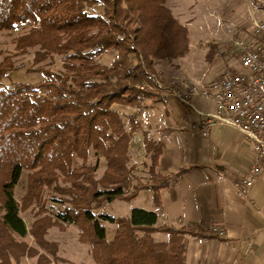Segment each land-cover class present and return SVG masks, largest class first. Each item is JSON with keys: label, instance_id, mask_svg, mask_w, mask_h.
I'll return each mask as SVG.
<instances>
[{"label": "trees", "instance_id": "16d2710c", "mask_svg": "<svg viewBox=\"0 0 264 264\" xmlns=\"http://www.w3.org/2000/svg\"><path fill=\"white\" fill-rule=\"evenodd\" d=\"M164 2L0 0V33L30 27L14 40L16 53L35 50V66L62 59L59 73L37 69L44 82L9 89L2 81L15 71L14 62H0V264L34 258L24 243L28 236L40 245L43 264L51 263L48 257L58 260L56 246L43 239L47 227H75L94 264H185L186 237L203 236L196 225L157 226L156 213L141 209L121 218L94 215L104 204L131 203L141 191L151 192L160 209V192L171 184L158 172L161 146L147 134L142 137L147 178L136 177L129 151L141 127L131 116L126 129L115 109L160 103L147 89L155 86V62L189 52L187 29ZM110 53L116 57L105 67L99 60ZM101 162L105 169L97 179ZM23 175V195L16 200ZM47 193L62 207L54 221ZM26 212L34 213L29 230L20 218ZM104 223L115 226L111 239ZM155 234L166 239L155 241Z\"/></svg>", "mask_w": 264, "mask_h": 264}, {"label": "crops", "instance_id": "0c3cea01", "mask_svg": "<svg viewBox=\"0 0 264 264\" xmlns=\"http://www.w3.org/2000/svg\"><path fill=\"white\" fill-rule=\"evenodd\" d=\"M249 28L238 29V32L245 34ZM206 42L212 46L218 44L215 40ZM205 52L210 54V48ZM217 58L208 56L213 78L226 61ZM194 68L195 65L191 70ZM200 68L204 71L205 67L196 66V70ZM185 74L188 80L198 81L193 74L187 71ZM147 102L142 109H131L142 112L141 116L132 113L128 116L136 117L141 127L132 142H140L144 151L142 137L147 134L161 146L158 172L170 177L171 184L160 192V209L153 205L151 192V198H145L147 208L140 205L130 209L156 213L157 226H199L203 236L186 237L185 264H264V172L247 198H238L235 189L252 163L250 143L237 130L218 125L210 127L204 138L191 134L187 128L199 118L190 110L176 103L164 106ZM158 108L161 113L156 114ZM196 110L212 113L207 108ZM131 147L132 143L130 151ZM147 159L146 156L145 161ZM213 228L221 229L224 237L212 234ZM163 236L155 234L153 237L164 241L166 237Z\"/></svg>", "mask_w": 264, "mask_h": 264}, {"label": "rangeland", "instance_id": "374dc122", "mask_svg": "<svg viewBox=\"0 0 264 264\" xmlns=\"http://www.w3.org/2000/svg\"><path fill=\"white\" fill-rule=\"evenodd\" d=\"M164 6L171 12L175 20L187 29L189 35L188 39H190L191 43H189V52L183 57V61L175 62L176 60H162L155 62L154 76H157V79L162 84L173 80H183L186 83H205L212 79V65L208 61V56L212 59L218 56L214 47L207 44L206 41L208 39L210 41L215 40L216 43L224 46L237 36L239 33L238 29L243 30L249 28L253 21L264 22V0H165ZM96 13L99 14V11L97 10ZM29 30V26H24L12 33H0V62L4 58H11L15 67V71L8 74L2 81L4 88L9 89L19 84L37 85L44 82L45 78L43 74L36 72L37 69L53 73L62 71L61 58L54 57L52 61H47L39 66H35L33 64L35 50H30L26 54H18L14 51V40L28 33ZM206 48H210V54L205 52ZM115 57L116 54L110 53L100 59L99 62L103 66L109 67ZM193 65H195V68L191 70ZM197 65L198 67H205L204 71L201 68L200 71L196 70ZM186 71L187 73L193 74L198 81L192 82L188 80L185 74ZM154 87H152V89H147L148 91L156 93ZM147 103L149 105L153 104L151 101ZM191 103L198 109L207 108V110L214 111L210 101L192 99ZM202 103H204V106L200 105ZM115 109L123 116L126 127L128 126L127 117L131 115V113L139 116L142 114V112L138 113L137 111H132L130 108L120 109L115 107ZM157 113H161L159 108L158 111H156V114ZM146 114L151 115L152 113ZM185 124L188 125L186 122ZM144 153L145 151L141 148L140 142L138 143L136 140L132 142L131 151L129 153L130 165L132 164L136 167V177L143 180L147 178L149 165V160L147 159V161H145L146 155L144 156ZM90 162L94 163V160L90 159ZM78 165V161H75L73 164L74 167ZM104 169V164L101 162L96 173L97 179L102 176ZM23 181L24 175L15 189L14 197L16 200L20 199L23 195ZM60 185H64L63 180H61ZM50 197L51 194H45L49 211L48 216L51 221H54L55 215L62 207L55 202L56 200L50 202ZM147 197L151 198V193L143 191L139 193V196L132 203L127 204L114 201L110 204H104L94 215L95 217L101 214L108 215L112 218L128 217L132 211V209H130L132 206L144 205L146 208L148 207V203H146L145 199ZM33 215L34 213L32 212H26L20 215L27 230L30 229L34 221ZM104 227L107 231V238L111 239L115 226L104 223ZM163 237L165 238V236ZM43 239L45 242L56 246V257L58 260L52 261V258L48 257L51 261L50 264H94L90 255L89 246L79 241V232L73 226H68L65 231H60L55 227H47ZM155 241H158L157 238ZM24 243L27 245L28 249H33L35 251L34 258H27V256H25L19 264H43L41 261L43 251L40 249V245L35 243L30 236L24 239Z\"/></svg>", "mask_w": 264, "mask_h": 264}, {"label": "built area", "instance_id": "2783aa9c", "mask_svg": "<svg viewBox=\"0 0 264 264\" xmlns=\"http://www.w3.org/2000/svg\"><path fill=\"white\" fill-rule=\"evenodd\" d=\"M213 47L226 60L216 77L205 83L173 80L162 84L153 76L154 89L162 105L176 103L199 118L187 128L189 133L204 138L210 127L218 125L237 130L250 143V169L235 185L236 196L245 199L264 172V22L253 21L245 34L239 32L228 45ZM192 99L210 101L214 111L200 113ZM212 234L224 237L218 228Z\"/></svg>", "mask_w": 264, "mask_h": 264}]
</instances>
